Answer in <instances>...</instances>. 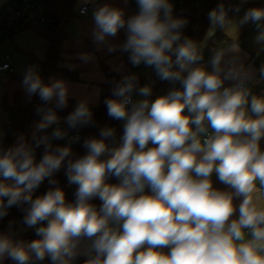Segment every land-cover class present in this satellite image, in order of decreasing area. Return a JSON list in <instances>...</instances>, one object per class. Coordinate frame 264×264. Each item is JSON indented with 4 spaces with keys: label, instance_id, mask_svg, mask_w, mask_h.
Returning a JSON list of instances; mask_svg holds the SVG:
<instances>
[{
    "label": "clouds",
    "instance_id": "1",
    "mask_svg": "<svg viewBox=\"0 0 264 264\" xmlns=\"http://www.w3.org/2000/svg\"><path fill=\"white\" fill-rule=\"evenodd\" d=\"M137 4L139 12L127 19L123 10L108 5L93 11L97 51L127 52L133 66L143 63L172 87L154 101L133 102L137 75L114 81L112 98L104 104L110 118L124 121L122 145L106 143H115L116 132L105 126L99 139L83 140L86 154L76 157L71 143L79 142V135L70 137L68 146L53 147L52 141L65 139L67 131L56 127L45 134L58 124L54 109L68 106V84L58 79L46 84L35 65L25 70L22 86L29 102L38 95L53 107L37 106L44 115L30 141L20 136L15 146L5 148L0 131V174L15 182L0 183V220L18 207L22 224L43 239L14 243L15 222L9 221L8 232H0V264L6 259L36 264L46 257L51 264H75L79 257L85 258L83 264H264V95L252 90L264 83V64L257 75L245 66L239 47L231 45L213 50L209 71L200 64L203 45L182 36L187 20L173 17L169 0ZM208 19L213 31L232 26L223 3ZM249 22L256 26L253 43L259 55L264 52V9H249L238 23ZM120 29L127 33L125 42L110 44L108 38ZM76 58L94 60L84 52ZM138 93L149 97L152 88L146 84ZM66 123L73 130L95 127L89 101L79 102ZM61 169L69 183L78 185L74 202H66L57 186L55 174ZM214 172L229 190L213 187ZM109 177L120 183H106ZM46 179L51 187L34 199ZM96 198L99 208L91 203Z\"/></svg>",
    "mask_w": 264,
    "mask_h": 264
},
{
    "label": "trees",
    "instance_id": "2",
    "mask_svg": "<svg viewBox=\"0 0 264 264\" xmlns=\"http://www.w3.org/2000/svg\"><path fill=\"white\" fill-rule=\"evenodd\" d=\"M75 2L76 0H52L51 7L54 13L57 15L58 25L55 27H47V26H34L32 30L37 33L40 37H43L47 41L46 47V56L45 60L39 62L40 69L39 74L43 81L46 84L50 83V78L56 77L64 80L78 82L80 81V76L78 71L69 70L66 68H62L59 66L62 61V53H63V42L65 39V25L69 19L73 16H76L75 13ZM220 3L224 4L227 18L232 17L235 14H245L251 8H260L264 9V0L252 1V2H244L241 3V0H207L205 5L201 10H190L189 11V23L188 28L182 33V36H187L192 39L197 44H200L204 41L206 33L210 27V21L208 19V13L218 7ZM239 7V11H235V9ZM63 21L62 25L59 27V23ZM208 45L214 46L217 44H229L231 42L230 39L226 37V35L219 28L217 29L210 40L207 41ZM175 59V57H173ZM100 70L106 76V82L101 84L100 91V102L97 106H95L91 111L93 112V119L96 122L95 127H80L83 135V140L88 137H96L99 139V130L105 126L112 127L115 129V143L113 144L111 141H106L110 147H119L122 145L121 137L123 136V124L122 120H115L110 118L107 115V109L104 104V100L107 98H112L111 96V88L113 87L114 81H119L121 77L115 71L110 69L107 65L101 64ZM135 74L139 79V83L136 86V89L133 90V94H139L138 88L143 87L147 84V81L140 77L136 72V66H133L129 61V53H127V75ZM19 75V74H18ZM18 75H14L17 77ZM157 85L163 90H167L168 86L165 81L160 80L157 76L155 77ZM148 85V84H147ZM179 87V85H176ZM165 94V93H164ZM80 101L75 99H68V106L64 109H54L58 119L67 118L70 115L77 104ZM37 106L40 107H53V105L48 104L45 105L43 101L40 100L38 95H34L29 97L27 102H24L22 99V95L20 92H17L14 98V101L9 104L5 100L3 102V107L11 114V119L13 120L12 125L9 129H6V135L3 140V146L5 148L13 147L17 144L18 138L23 136L26 141H30L31 135L35 129V126L42 120L44 113L37 112ZM45 134H48V130H46ZM53 147H63V140H54L52 141ZM83 144V142H82ZM81 146L72 150L76 157L82 156L86 154V150ZM43 155V147L38 148L36 150L35 156L36 161L39 162L40 158ZM108 153L105 156L101 157L102 159L107 158ZM55 178L60 184V188L65 193L66 202H74L75 193L78 188L77 184L69 183L67 176L65 175V170L61 169L60 172L55 174ZM0 183H5L7 185H14V181L11 179L5 180L0 174ZM106 183L109 184H119L120 180L116 177H109L106 180ZM51 186L48 184L47 179L33 192V198L40 195H44ZM145 194L151 195V190L149 188H145ZM97 207V203L91 201ZM22 216V210L18 207H12L8 216H6L3 220H0V232H8L6 225L9 221H16L18 218ZM46 224V222H45ZM42 235H37L35 229L21 235H11V239L14 243H30L34 239L42 238ZM84 257L81 258L79 264H83ZM51 260L49 258L44 261H38L36 264H46L50 263ZM5 264H15L14 261L10 259L5 260Z\"/></svg>",
    "mask_w": 264,
    "mask_h": 264
},
{
    "label": "crops",
    "instance_id": "3",
    "mask_svg": "<svg viewBox=\"0 0 264 264\" xmlns=\"http://www.w3.org/2000/svg\"><path fill=\"white\" fill-rule=\"evenodd\" d=\"M6 1L7 0H0V5L5 3ZM252 1L259 0H247V2ZM83 4L90 5L88 14L86 16H73L65 25V39L63 42L62 61L59 64V66L62 68L78 71L80 81L74 82L52 77L50 79V83L52 79L64 80L69 86V98L78 100L80 102L83 100H88L90 103L89 107L92 110L99 104L101 84L106 82V76L100 70L101 64L103 63L107 65L110 69L119 74L120 77H122L123 75H127V67L126 65L124 67L122 64V60L127 57V52L117 50L116 52L109 53L106 47L102 48L100 51H97V46L92 38V32L95 28L93 11L101 6L108 5L110 7L123 10L125 19L137 14L138 12L133 7L130 0H88L87 3H85V0H76L74 10H76ZM244 15L245 14H235L232 17L228 18V20L232 23V26L221 30L226 35V37L231 40V42L229 44H224L227 45L226 48L231 45H237L240 49V55L245 57V66L256 70L258 75V69L262 64H264V52H260V54L257 55V49L259 46L253 43L254 38L257 35L255 24L249 22L245 25H239L238 22ZM126 37L127 33L125 29H120L117 35L115 37H109L108 41L112 45H121L125 42ZM14 38L17 39L19 49L28 52L32 56V58H35L38 61V63L39 61H43L45 59L46 47L48 43L46 40L37 35L33 30L22 32ZM81 52L92 55L94 57V60L89 63L80 61L76 57L77 54ZM209 60L210 59L201 61L200 64L210 71L211 66L209 64ZM68 65H74L75 67L70 69ZM117 69H119V71H117ZM1 82L3 83V89L2 91H0V108L4 112L0 111V116L2 113L3 117L1 122L5 124V127H2L1 125L0 131H3L5 138L6 123L11 114L6 109H4L3 102L6 100L7 103L11 104L14 101L17 92L21 93L24 102H27L28 96L22 86V80L10 77L6 82L2 80ZM225 86H230L229 82H226ZM252 90L254 94L264 95V83L254 86ZM97 91H99L98 96L96 94ZM65 123L66 119H58V124L61 126V129L62 125ZM261 149L264 150V139L261 140ZM211 180L214 188L220 190H229L226 185L222 184L219 181L215 172L212 174ZM92 201L97 203V208L101 206L102 202L98 198L93 199ZM234 203L238 204L239 200L237 199L236 201H234ZM10 209L8 210V212H10ZM23 215L24 213L22 211V216L14 221L18 226L15 227L17 231H15V233H13L12 235L25 234L34 229L27 228L22 224ZM38 239H43V237L34 240ZM165 251H167V249ZM47 258L48 257H46L45 259ZM81 258L82 257H79L75 264H79ZM46 264H51V262Z\"/></svg>",
    "mask_w": 264,
    "mask_h": 264
},
{
    "label": "built area",
    "instance_id": "4",
    "mask_svg": "<svg viewBox=\"0 0 264 264\" xmlns=\"http://www.w3.org/2000/svg\"><path fill=\"white\" fill-rule=\"evenodd\" d=\"M52 0H7L5 3L0 5V43L13 39L18 34L26 30H32L34 26H47L55 27L58 25L57 15L54 13L51 7ZM133 7L139 12L137 0H130ZM173 5L172 15L174 18H181L187 20V25L181 30L183 33L188 28L189 23V11L190 10H201L207 0H169ZM87 9L85 14H81L82 9ZM90 10V5L83 4L79 6L75 13L79 16H86ZM63 21L59 23V27ZM226 44H217L209 46L208 42L203 43V60L211 59L212 52L216 48H226ZM7 65L5 68L4 66ZM18 75L17 70L12 66L11 62H6L0 65V88H3L2 79H7ZM131 99L134 102V97L137 94L131 93ZM129 108L131 105L128 106ZM187 114V110H185ZM13 120L10 118L6 123V129H9L12 125ZM62 129L66 130L68 137L63 139V146H68L70 137L79 135L80 141L71 143L72 150L81 146L83 142V135L80 128L73 130L69 128L67 123L62 125ZM60 187V184L58 185Z\"/></svg>",
    "mask_w": 264,
    "mask_h": 264
},
{
    "label": "rangeland",
    "instance_id": "5",
    "mask_svg": "<svg viewBox=\"0 0 264 264\" xmlns=\"http://www.w3.org/2000/svg\"><path fill=\"white\" fill-rule=\"evenodd\" d=\"M230 26H227L226 28H229ZM215 30L213 31L212 27L210 25V27L206 33L204 41L198 45H203V43L207 42L212 37ZM26 31H28V30H26ZM23 32H25V31H23ZM41 38H43V37H41ZM9 61L11 62L12 66L17 70V72L19 74L17 77L12 76L15 79L23 80L25 70L30 66L35 65V66H37L38 70L40 69V65L35 58H32V56L28 52H26L25 50L19 49L16 38H13V39H10V40H7V41L0 43V65L4 64L6 62H9ZM39 62H42V61H39ZM122 64L124 67H125V65L127 67V57L122 60ZM173 70H178V66L174 65ZM136 72L140 77L144 78L147 81L148 85L151 86L152 93H151V96H149V97H143V96L137 94L134 97V102L142 100V99H149L150 101H154L156 98L163 96V95H166L168 93L169 89L172 87V84L170 82L165 81L167 86H168L167 87L168 89L164 91V93H165L164 94L163 90L160 88V86L157 85V82L155 80V77H156L155 71L150 67H146L143 63L139 66H136ZM9 78H7V79L1 78V80L6 82ZM2 89L3 88H0V91H2ZM89 106H90V103H89ZM0 111L4 112L1 108H0ZM2 117L3 116L1 113L0 126L2 125V127H5V124H3V122H1ZM64 119H66V118H63V120ZM56 127L61 128V126L59 124H54L48 128V134L50 135L51 132L53 131V129H55ZM148 146L152 147L153 145L151 143H149ZM7 225H8V223H7ZM17 226L18 225L15 224V226L13 228V233H15V231H17L15 228ZM4 263H5V261H4Z\"/></svg>",
    "mask_w": 264,
    "mask_h": 264
}]
</instances>
